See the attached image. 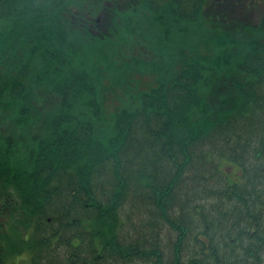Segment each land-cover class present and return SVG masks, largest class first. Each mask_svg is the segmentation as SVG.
<instances>
[{
    "label": "trees",
    "instance_id": "obj_1",
    "mask_svg": "<svg viewBox=\"0 0 264 264\" xmlns=\"http://www.w3.org/2000/svg\"><path fill=\"white\" fill-rule=\"evenodd\" d=\"M246 1L0 0L4 250L264 264V13Z\"/></svg>",
    "mask_w": 264,
    "mask_h": 264
},
{
    "label": "flooded vegetation",
    "instance_id": "obj_2",
    "mask_svg": "<svg viewBox=\"0 0 264 264\" xmlns=\"http://www.w3.org/2000/svg\"><path fill=\"white\" fill-rule=\"evenodd\" d=\"M247 4H250L253 8H255L256 4L257 6L262 10V13H264V0H247ZM255 16L258 14L254 13ZM10 203L7 202L6 204L2 203L0 205V231L3 229V224L5 222V217L8 214L10 210ZM7 255L6 259H3L2 257ZM27 254L26 252H23L21 255L16 254L15 251H11L10 249L4 250L2 245L0 244V264H21V262H24V264H27Z\"/></svg>",
    "mask_w": 264,
    "mask_h": 264
},
{
    "label": "rangeland",
    "instance_id": "obj_3",
    "mask_svg": "<svg viewBox=\"0 0 264 264\" xmlns=\"http://www.w3.org/2000/svg\"><path fill=\"white\" fill-rule=\"evenodd\" d=\"M5 220H6V217H5ZM25 262H21V264H24Z\"/></svg>",
    "mask_w": 264,
    "mask_h": 264
}]
</instances>
